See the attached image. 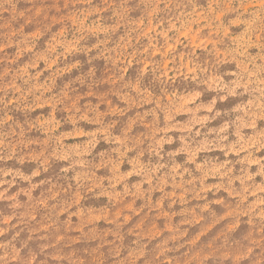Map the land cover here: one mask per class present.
<instances>
[{"label":"rangeland","instance_id":"1","mask_svg":"<svg viewBox=\"0 0 264 264\" xmlns=\"http://www.w3.org/2000/svg\"><path fill=\"white\" fill-rule=\"evenodd\" d=\"M0 264H264V0H0Z\"/></svg>","mask_w":264,"mask_h":264}]
</instances>
